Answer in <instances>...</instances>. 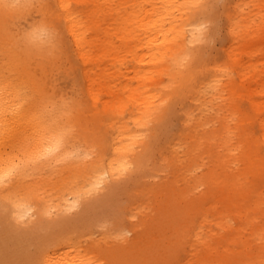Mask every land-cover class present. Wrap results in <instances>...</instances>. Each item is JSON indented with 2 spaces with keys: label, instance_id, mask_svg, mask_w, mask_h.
Returning a JSON list of instances; mask_svg holds the SVG:
<instances>
[{
  "label": "bare ground",
  "instance_id": "1",
  "mask_svg": "<svg viewBox=\"0 0 264 264\" xmlns=\"http://www.w3.org/2000/svg\"><path fill=\"white\" fill-rule=\"evenodd\" d=\"M211 1L0 0V264H168L185 240L181 264H264V0H232L224 53L206 63ZM54 69L73 71V103L50 86ZM181 95L198 108L183 113L192 185H155L165 192L152 211L143 184L130 226L111 229L116 244L68 225L103 185L144 168L153 118ZM219 102L232 112L216 133L205 113ZM129 233L149 242L131 247ZM164 250L171 260H153Z\"/></svg>",
  "mask_w": 264,
  "mask_h": 264
},
{
  "label": "rangeland",
  "instance_id": "2",
  "mask_svg": "<svg viewBox=\"0 0 264 264\" xmlns=\"http://www.w3.org/2000/svg\"><path fill=\"white\" fill-rule=\"evenodd\" d=\"M232 0H212L208 7L209 15H207L205 22V37L201 41L198 48L199 55L205 59L206 63H210L216 55L224 53L223 39L226 36L227 31V10L231 5ZM131 63V61H128ZM51 87L58 92H64L67 97V101L73 103L74 84L72 82L73 71L69 70L68 73H62L59 69H54L50 74ZM168 80V77L165 76ZM103 100H109L110 103L114 102V99L110 95H103ZM189 104L198 111V108L186 95H181L173 100L168 108L163 110L160 115L153 118L151 122V130L147 131V136H154V143L150 150L149 160H146L142 170H137L133 167L128 173H124L121 177L116 178L114 181L109 182L107 185H103L97 192H95L90 199L89 203H80L74 209L67 213L68 225H83L89 228L93 234L98 238L99 236L108 233L109 240L99 239L102 245H109L111 243L116 244L111 239V229L116 225H120L119 228L127 229L130 226L131 220L130 212L134 202L139 198L143 197L148 191L142 187L143 184H150L153 188L151 192L147 194V198L143 203V208L147 210H155L160 207L161 201L164 197V192L160 187L156 188L160 183L164 181L169 184L174 182L179 185V188L188 187L192 185L193 180L187 176L189 171V160H187L186 152L193 140L191 137H187L185 132H182L184 128V104ZM100 108L103 107V103H99ZM210 110L206 111V116L211 119L209 129L221 133L224 131L222 124L227 122L230 117L232 110L227 107L224 103H214L209 105ZM214 106V108H212ZM243 107L248 109L249 103L244 101ZM250 110V109H249ZM126 116L130 115V108L125 110ZM106 120L110 119L109 114L104 115ZM197 125L193 127L196 129ZM249 127L256 134L261 133V129L258 126L257 121L250 123ZM202 127L198 129L203 132ZM177 142L178 155L180 156L177 160H171L175 155L172 144ZM215 150H218V142L213 146ZM170 160V162L167 161ZM213 156H205L204 159H199V163L195 164L194 167H198L197 174L201 175L205 172L209 165L212 164ZM199 165V166H196ZM163 167V170L159 168ZM159 171V172H157ZM144 172V173H143ZM164 182V183H165ZM156 188V189H154ZM202 189L204 186L202 185ZM194 196V195H192ZM157 216V215H154ZM198 223V217L194 218ZM107 229V230H106ZM155 235L159 236L162 240L169 245L170 241L176 243V237L174 234L159 235L155 232ZM128 238H134L132 233H129ZM149 234L145 233L141 238L133 239V247L137 242H149ZM102 238V237H101ZM89 242V241H88ZM127 243V241H125ZM130 247V248H131ZM190 241L185 240L183 246L174 258L173 262L168 264H181L186 261L191 255ZM150 250L151 246L144 248ZM171 252L164 250L160 254H156L153 260L167 261L171 260ZM152 259V258H151Z\"/></svg>",
  "mask_w": 264,
  "mask_h": 264
},
{
  "label": "clouds",
  "instance_id": "3",
  "mask_svg": "<svg viewBox=\"0 0 264 264\" xmlns=\"http://www.w3.org/2000/svg\"><path fill=\"white\" fill-rule=\"evenodd\" d=\"M45 30H48L47 28H45Z\"/></svg>",
  "mask_w": 264,
  "mask_h": 264
}]
</instances>
